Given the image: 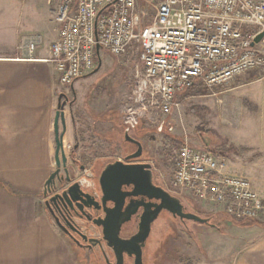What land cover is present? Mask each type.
I'll list each match as a JSON object with an SVG mask.
<instances>
[{
	"label": "built area",
	"instance_id": "obj_1",
	"mask_svg": "<svg viewBox=\"0 0 264 264\" xmlns=\"http://www.w3.org/2000/svg\"><path fill=\"white\" fill-rule=\"evenodd\" d=\"M58 39L47 62L60 94L93 74L102 52L137 60L123 100V127L164 134L179 96L213 91L264 72V0H58L50 10ZM39 39L24 48L34 55ZM136 63V62H135ZM174 145V144H173ZM172 186L237 222L259 220L264 198L224 158L183 141L168 145Z\"/></svg>",
	"mask_w": 264,
	"mask_h": 264
},
{
	"label": "rangeland",
	"instance_id": "obj_2",
	"mask_svg": "<svg viewBox=\"0 0 264 264\" xmlns=\"http://www.w3.org/2000/svg\"><path fill=\"white\" fill-rule=\"evenodd\" d=\"M57 1L25 0V14L20 16L19 25H24L26 33L19 39L20 45L43 36L44 39L47 36L50 42H55L57 28L51 21L50 10ZM37 28L39 31L33 30ZM128 58L129 62L125 59L117 62L123 70L124 64L138 62ZM133 75L129 79L126 75L123 76L126 94L129 93ZM125 95H121L118 73L111 71L84 79L68 92L72 107L67 109V114L72 118L75 133L81 142L88 140L89 144L92 143V119L96 120L98 117L96 122L105 121L104 124L99 123L98 132L108 140L104 149L107 152L111 149L109 160L116 159L120 151L125 155L136 148L124 137L121 109ZM177 102L164 134L138 128L130 131L129 136L144 138L147 156L153 158L156 165L157 183L171 195L181 199L186 212L210 218L218 229L193 221L174 219L169 213L163 212L153 224L145 261L146 264H212L215 263L216 253L211 252L210 247H215L218 241L220 244L226 243L232 237L235 223L226 215L216 212L211 205L188 195H180L173 188V169L165 148L169 144L175 146L183 141L198 148H206L224 158L229 170L249 178L264 198V72L249 73L213 91L198 86L179 96ZM87 158L84 165H92L91 158ZM102 161L105 160L95 163L94 172L97 174L104 166ZM70 169L74 171V179H77L80 175L79 168L72 165ZM263 221L264 213L255 222ZM75 257L78 264L99 263L95 259L84 258L76 250Z\"/></svg>",
	"mask_w": 264,
	"mask_h": 264
},
{
	"label": "crops",
	"instance_id": "obj_3",
	"mask_svg": "<svg viewBox=\"0 0 264 264\" xmlns=\"http://www.w3.org/2000/svg\"><path fill=\"white\" fill-rule=\"evenodd\" d=\"M25 6V0H0V264H78L73 245L45 207V186L56 170L54 121L60 86L54 66L47 62L53 42L41 37L34 55L20 45L19 39L26 33L24 25H19ZM121 61L102 52L97 72L74 86L111 71L118 73L121 95H125L124 77L133 75L135 63L124 64L123 70L117 63ZM65 112L68 166L76 162L82 166L87 157L92 165L109 159L111 149H104L108 140L98 132L99 123L105 121L92 119L94 137L89 144L88 140L80 141L72 118ZM82 175L80 172L78 178ZM232 229L226 243L218 241L210 247L216 253L212 264H264V226L234 225Z\"/></svg>",
	"mask_w": 264,
	"mask_h": 264
},
{
	"label": "flooded vegetation",
	"instance_id": "obj_4",
	"mask_svg": "<svg viewBox=\"0 0 264 264\" xmlns=\"http://www.w3.org/2000/svg\"><path fill=\"white\" fill-rule=\"evenodd\" d=\"M72 88L73 87L69 89V92L72 90ZM71 107L72 103L68 105L65 110L70 109ZM134 139L141 142V157L130 160L126 159L127 156L138 152V146L134 144L136 147L135 150L125 154L122 158L108 159V161L104 163L101 171H99V174L94 172V164V166L92 165L90 168L82 165L85 168V170H82V166L78 165L76 162L74 163V167L79 168L78 170L83 174L82 177L74 179V171L68 166V174L62 171L50 186H45V207L51 218L59 227L60 231L73 245L77 253L86 259H95L99 262L97 264H119L117 256L114 255L112 249L107 245L103 225H99V223L102 224L103 221L106 220L111 211H114L118 205L124 204L122 215L118 216L122 220L127 218V213L137 209V206L140 204H144L148 206V208L151 207V209L154 210L152 205L159 203V201L156 200H149L145 197L131 195V193L134 191V187L132 185H123L120 193L110 194L112 198L117 200V202L112 201L109 200V197H107L105 191L98 184V177L105 167L108 164L119 160L123 162L124 165L130 166L151 165L154 183L155 185L160 186L157 183L158 181L155 176L156 165L153 162V158H149L147 156V150L145 149L143 141L144 138ZM86 173H93L94 178L88 179L85 183L80 185L79 188H71L73 184L84 178ZM144 205H141L137 209L136 214L132 215L129 221L125 222L121 226V239L129 240L138 233L140 218L145 210ZM95 221L98 223H95ZM148 240L145 244V247L143 248V264H146L145 251L148 248ZM121 264H136V257H131L125 254Z\"/></svg>",
	"mask_w": 264,
	"mask_h": 264
},
{
	"label": "water",
	"instance_id": "obj_5",
	"mask_svg": "<svg viewBox=\"0 0 264 264\" xmlns=\"http://www.w3.org/2000/svg\"><path fill=\"white\" fill-rule=\"evenodd\" d=\"M264 36V33L259 35L255 39V43H259ZM97 70L94 72L96 73ZM69 97L61 93L59 95L58 110L54 121L55 132V163L56 170L49 177L46 185L50 186L53 181L60 175L62 171L68 174V157L64 147V135L66 130V107L70 105ZM124 137L127 142L133 143L138 146V152L126 157L127 160L137 159L142 155L141 142L129 136V131L124 130ZM107 160L102 161L105 163ZM85 170L84 166L81 167ZM93 173H86L84 178L72 185L71 188H79L80 185L85 183L88 179H93ZM99 186L105 191L109 200L116 201L110 194L120 193L123 185H132L134 187L131 195L141 196L148 198L149 200H156L159 203L153 204L154 210L148 208L144 204L137 206V209L141 206H145V210L140 218L139 230L129 240H123L120 238L121 226L129 221L130 217L136 214L137 209L130 213H127V218L120 219L124 204H120L114 211L108 215L102 224L104 228L105 240L107 245L112 249L115 256L119 260V264L123 261L125 254L128 256L136 257V264H143V248L152 232V225L159 218L162 212H167L173 216V218H179L181 221H193L202 225L210 226L211 228L218 229L215 224L210 222L208 218H202L196 214L185 212V207L181 199L173 196L163 187L157 186L153 180V172L151 165H137L130 166L124 165L121 161H115L108 164L98 177ZM48 204V202H47ZM95 223H98L95 221Z\"/></svg>",
	"mask_w": 264,
	"mask_h": 264
},
{
	"label": "trees",
	"instance_id": "obj_6",
	"mask_svg": "<svg viewBox=\"0 0 264 264\" xmlns=\"http://www.w3.org/2000/svg\"><path fill=\"white\" fill-rule=\"evenodd\" d=\"M177 142H179V141H176V143ZM182 143V142H181ZM181 143H179V144H181ZM223 215V214H222ZM213 218V217H212ZM208 219H210V218H208ZM211 220V219H210ZM230 221L231 222H233V223H235V225H237V226H239V227H252V226H254V225H262V226H264V224H260L259 222H255V221H253V222H237V221H234V220H232V219H230ZM210 222H212V221H210Z\"/></svg>",
	"mask_w": 264,
	"mask_h": 264
}]
</instances>
